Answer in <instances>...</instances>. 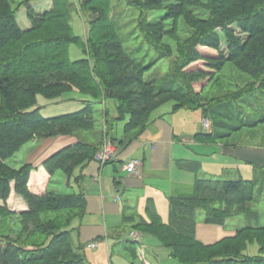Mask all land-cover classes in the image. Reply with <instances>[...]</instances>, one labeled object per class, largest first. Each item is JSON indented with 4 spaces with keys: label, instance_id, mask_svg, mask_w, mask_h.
<instances>
[{
    "label": "trees",
    "instance_id": "obj_1",
    "mask_svg": "<svg viewBox=\"0 0 264 264\" xmlns=\"http://www.w3.org/2000/svg\"><path fill=\"white\" fill-rule=\"evenodd\" d=\"M30 1L33 0H25L23 6L26 7L31 27L22 30L16 21L17 9L10 8L8 0H0V196L8 195L13 183L16 193L21 195L28 205L29 210L25 213L27 215L35 208L39 210L55 204L53 207L57 209L60 205L67 207L72 202L78 203L77 208L82 212L86 203L82 192L69 193L66 197H61L63 198L61 200H55V197L46 193H34L27 187L33 166L24 163L21 168L14 170L3 160L13 156L21 144L29 140L33 134H38L42 128L46 129L41 135L43 139L71 135L68 127L61 126L65 123H78L87 128L88 123L92 121L90 118L92 102L83 100L84 106L76 111L45 117L40 114L39 107L30 109L36 104V96L39 94L46 98L59 97L70 90L66 89L67 87L76 86V82L83 85L80 74H86L84 79L92 82V87L81 90L90 95L101 90L103 98H114L118 102L115 108L117 114L113 120H124L127 117L122 127V136L119 138L109 134L113 122L109 120L105 122L106 138L111 143L117 142L118 145L115 146L122 149L145 130L154 109L168 101L173 102V110L186 107L183 102L186 98H183L184 93L178 86L169 87L166 83L157 84L156 81L144 78L147 66L141 64L132 54H127L109 17L110 0H77L76 4L70 0H52L51 9L43 13L34 12ZM178 1L188 6L194 3L192 0ZM205 5L210 14L207 19L200 18L197 21L201 28L194 25L197 28L195 37L198 39L194 45H205L219 50L218 62H232L240 71L252 78L258 79L260 75H264V0H206ZM85 9L97 15H93L91 21L87 23V33L82 41L73 34L69 19L73 10ZM145 26L151 29L152 24L146 22ZM103 28L111 29L113 35L110 38L114 40L107 44L103 41L95 48L92 45L93 38L97 30ZM50 29L56 30L58 35L30 38L31 34H45ZM25 36L30 37L23 40ZM223 42L225 52L220 49ZM72 43L83 47L85 58L70 61L68 46ZM110 51L111 57L108 55ZM100 57H103V66L97 64V58ZM196 59H201V53L197 50L188 61ZM99 62L102 63L100 60ZM107 75L112 76V79L104 77ZM54 77L57 79L53 80ZM191 95L192 93L188 98V101L192 102L190 105L199 108V103L196 105L197 101ZM259 122L264 123V118ZM138 125L142 127L140 126L137 133L128 134ZM212 138H215L212 131L198 132L193 136L196 141H207ZM100 143L86 146L88 148L86 153L92 152V156L88 157L83 152L84 154L77 158L78 148L82 145L81 141H77L54 152L43 161L42 166L49 171L48 166L54 160L49 167L54 171L63 170L64 160H69V164L73 162L68 175L70 177L74 169L80 170L94 159ZM74 149H77L75 153ZM119 155L120 151L115 158ZM115 158L104 164L114 162ZM181 161L182 164L192 166L190 172L195 175L192 192L169 196L170 213L167 223H163L152 206L147 205L149 220L141 218L132 222L131 227L144 232L146 231L142 230L144 228L149 230L147 232L154 235L162 245L170 248V256L176 259L178 264H264L262 245L258 255L242 254L244 245L250 238L261 240L264 228L242 227L233 235L209 244L198 241L194 235L196 210L204 212L208 223L223 224L229 217L227 211L230 207L242 200L249 201L253 198L258 176L252 179L242 177L233 180L222 179L220 176L201 174L198 161ZM250 164L253 165L252 162ZM179 168L183 169L181 166ZM78 177L80 175H76L75 179L78 180ZM210 185L214 186L211 191L217 190L222 198H232L231 201L222 199L225 201V208H217L203 202L202 190ZM238 196L239 200L235 201L233 198ZM240 212H243V207ZM68 226L69 223L62 228L46 227L43 230L46 238L38 245L0 241V264H88L80 249L78 247L76 249L67 239L70 234ZM159 229L166 231L165 236L158 231ZM252 233L255 236L252 237ZM174 237L176 241L164 243V240H171ZM202 252L208 255L202 257L200 255Z\"/></svg>",
    "mask_w": 264,
    "mask_h": 264
},
{
    "label": "rangeland",
    "instance_id": "obj_2",
    "mask_svg": "<svg viewBox=\"0 0 264 264\" xmlns=\"http://www.w3.org/2000/svg\"><path fill=\"white\" fill-rule=\"evenodd\" d=\"M70 1L73 4L77 3V0ZM192 1L194 3L188 6L178 0H110L111 10L109 17L116 27V32L127 54H132L137 58L136 60H140L141 64L147 66L144 78L148 81H156L157 84L166 83L169 87L178 86L184 93L183 98H186V101H183L186 107L177 109L178 111L172 109V101L165 102L154 109L145 130L151 126V120L154 116H161L164 119L171 120L172 118L173 122L175 121L174 126L179 135H191L196 131H212L215 138L207 141H196L193 139L197 144L187 142L188 147L183 149L190 154H193L191 149L202 153V155L193 154L194 159L202 163V173L205 175L214 174L222 179L232 180L239 177L252 179L258 176L256 187L253 190V198L249 201L242 200L230 207V210L227 211L229 217L223 224L208 223L204 212L196 210L194 235L198 241L209 244L233 235L236 230L242 227L264 228V123L259 122L264 118V75H260L258 79L252 78L240 71L232 62H218L219 50L205 45H194L198 40L195 37L197 34L195 29L197 28L194 25L201 28L197 21L200 18L207 19L210 11L205 8L206 0ZM8 2L10 8L17 9L16 21L18 26L22 30L31 27L26 15V7L23 6L25 0H8ZM37 3H34L33 7L38 12H43L51 7L46 5L38 7ZM186 12L189 14L186 15ZM93 15L97 14L92 13L89 9L83 11L73 10L70 14L69 22L72 32L82 41L87 33V23L91 21ZM146 22L152 24L151 29L145 26ZM97 31L93 38V47L97 48L103 41L107 44L114 40L110 38L113 35L110 28H103ZM200 32H202V29ZM44 35H58V33L56 30L50 29L45 34L36 33L28 37L38 38V36L42 37ZM28 37L25 36L22 39L27 40ZM220 49L225 52L224 42L221 43ZM195 50L201 53V59L189 62L188 60L191 59ZM86 51H88L87 46ZM111 52H108V55ZM68 57L70 61H74L85 58L86 55L81 45L72 43L68 46ZM112 57L114 56L112 55ZM102 58H97L98 65L101 64L103 66L104 60ZM85 76L87 75L80 74L83 85L80 82H76V86L67 87L66 89L70 90L65 91L59 97L46 98L38 94L36 96V104L30 107V109L39 107L40 114L49 117L76 111L84 106L85 102L83 100L92 102V115L90 117L92 121L88 123L87 128H83L78 123L61 125L68 127L70 133L77 134L81 139L82 145L78 148L77 158L83 152L88 157L92 156V152L86 153L88 149L86 146L98 144L106 138V120L113 122V128L109 134L116 137L122 135V127L127 120V117L124 120H113V117L117 114L115 108L118 102L116 99L103 98L101 90L96 91V93L93 91L95 93L92 94L93 96L81 90V88L92 87V82L84 79ZM104 77L108 80L112 79L110 75ZM56 79L57 77L53 78V80ZM191 93V97L197 101L196 105L199 103V108L193 104L190 105L192 102L188 101V98H190ZM171 110L177 112L171 113ZM204 119L208 123L206 129L202 125ZM140 126L142 127V125ZM140 126L138 125L128 134L137 133ZM44 132H46L45 128L40 129L38 134H33L29 140L21 144L13 156L3 160L14 170L21 168L24 163H30L33 168L28 177L27 187L34 193H46L55 197V200H61L69 193L78 192L74 187L78 168L74 169L72 176L68 177L72 170L73 162L69 164V160H64L63 170L54 171L49 167L55 162L53 160L48 166L50 172L42 166L45 175H38V147L45 148L42 145L47 143L48 138H52L42 139L41 135ZM112 144L116 152L121 151L122 148L115 146L117 142ZM180 145L184 147L180 141L175 142L174 147L180 148ZM217 146L229 149H237L239 147L249 149L247 151L250 153L249 156L253 158L259 157L261 162L260 164L253 163L252 165L238 158L232 159V157L220 153ZM76 150L74 149V153ZM176 155L180 156L181 154L174 153V156ZM211 158L217 160H210ZM208 160L210 162L224 161L229 164L234 163V166L222 170L209 164L208 166L205 165ZM178 165L183 167L185 172L176 169L173 171V177L175 175V179H180V182H183L185 187H187L181 193L190 194L192 192L191 184L194 183L195 178L193 172H188V170L192 169V166L180 162ZM8 166L6 167L8 168ZM98 166V162L90 161L84 169V173L89 175L90 168ZM103 176L105 177V174ZM213 187L212 185L206 186L202 190L204 192L203 202L215 205L217 208H225V201L222 199L231 201L232 198H222L217 190L211 191ZM141 191H124L120 194L122 198L120 206L124 204L131 207L130 209H122L121 207L123 215L131 216L126 221L120 219L118 226H116L117 233H122L121 239L112 237H108L107 241L100 239L96 248L84 247L82 249V245L76 244L72 234L74 231L72 230L74 229L72 224L76 219H79L81 214L77 208L78 203L72 202L67 207L60 205L57 209L53 207L55 204L49 208L39 210L35 208L32 213L30 212L27 215L25 213L29 210L28 205L22 196L16 193L12 183L10 193L4 197L0 196V241L9 240L17 244L38 245L44 242L46 238V233L43 231L46 227L62 228L69 223L68 232L70 234L67 239L71 241L76 249L77 247L80 249V253L84 255L88 264H178L177 260L170 256V248L162 245L154 235L147 232L149 230L144 228L142 230L146 231H141L143 233L131 230L130 226L134 219L138 221L139 218L145 220L150 218L145 208L146 200L143 199L144 194ZM162 195L156 196V207L154 208L155 210L157 209L156 212L160 216L161 221L167 223L170 212L167 200ZM206 196L209 198H205ZM233 199L238 201L239 196ZM242 207L243 212H240ZM60 230L57 229V231ZM130 231L132 232L129 234ZM158 231L163 233V235L166 232L162 229ZM253 236H255L254 233H252ZM174 240H177L176 237L171 238V240H164V243H171ZM132 241L134 242L132 243ZM142 243L147 244L149 250L144 255L140 248ZM261 245L264 247V235L261 240L260 238H250L249 242L245 243L242 254L258 255ZM200 255L206 257L208 254L202 252Z\"/></svg>",
    "mask_w": 264,
    "mask_h": 264
},
{
    "label": "crops",
    "instance_id": "obj_3",
    "mask_svg": "<svg viewBox=\"0 0 264 264\" xmlns=\"http://www.w3.org/2000/svg\"><path fill=\"white\" fill-rule=\"evenodd\" d=\"M34 3H37L38 7L41 5L52 7V0L30 1V6L36 13H43L50 10L51 7L44 10L43 12H38L33 7ZM177 111L173 112L171 110V113H176ZM174 122L172 118L171 120H168L162 118L161 116H154L151 120V126H149L147 130H144L138 137L133 139L125 148L121 149L120 155L115 158L114 162L101 164L97 160L93 159L92 161L98 162L99 166L90 168L89 175L84 173V169L88 166V164H86L80 170L78 168L76 175H80V178L74 182V187L78 191L83 192L86 203L79 216V219H76V221L72 224V227L74 228L72 229L74 230L72 234L75 238L76 244L82 245V249L84 247L91 248L88 246V244L93 241L96 242V246L94 247L96 248L100 239L107 241L108 237L116 239L122 238V233H117L118 231H116V226H118L120 219H122V221H126L128 217H131L122 214L123 211L121 210V207L122 209L131 208L129 206H125L124 204L120 206V202L122 201L120 194H122L124 191L142 190L141 192L144 194L143 199L146 200L145 208L147 205H150L156 212L157 209L155 210L154 208L156 207V196L163 194L162 196L166 198L168 203V198L170 195L181 193L187 188L183 182H180V179H175V175L173 177V171L180 169L178 163H181V160H195L193 154L202 155L201 152L195 149H191L193 154L183 150L188 147L187 142L197 144L194 142L193 136L195 133L202 131H196L191 135H179L175 129ZM80 140L81 139L77 134L48 138L47 143L42 145L45 146V148H39L40 146L38 147V175H45L42 162L49 155H52L54 152L62 149L63 147L74 144ZM104 140H102V142L99 144L97 151L102 147ZM179 141L182 142L184 147L181 145L180 148L174 147L175 142ZM248 150L249 149L242 147L237 149L219 147L220 153L232 157V159L238 158L239 160L260 164V158H253L249 156L250 153L247 152ZM174 153H180L181 155L174 156ZM130 158H135L138 160L137 172L135 174H129L125 168L126 161ZM210 160L216 161L217 159L211 158ZM210 160L206 161L205 165L208 166L209 164L222 170L227 167L234 166V163L229 164L224 161L210 162ZM195 161L198 160L196 159ZM198 162L200 164L199 172L204 174L201 172L202 163L200 161ZM180 170L185 172L183 169ZM104 174L105 177L103 176ZM134 221L135 219L132 222ZM131 230L143 233L140 230L134 228ZM131 232L132 231H130L129 234ZM133 242L134 241H132V243ZM140 245L143 255L149 251L147 244L142 243Z\"/></svg>",
    "mask_w": 264,
    "mask_h": 264
},
{
    "label": "built area",
    "instance_id": "obj_4",
    "mask_svg": "<svg viewBox=\"0 0 264 264\" xmlns=\"http://www.w3.org/2000/svg\"><path fill=\"white\" fill-rule=\"evenodd\" d=\"M202 125L205 129L208 127V123L206 119L202 121ZM115 156H116V151L114 149V145L108 139H105L102 144V147L95 153L94 158L95 160L103 164L104 162L114 158ZM137 167H138L137 159L135 158L127 159L125 168L129 174H135L137 172ZM88 246L94 248L96 246V242L95 241L90 242Z\"/></svg>",
    "mask_w": 264,
    "mask_h": 264
}]
</instances>
